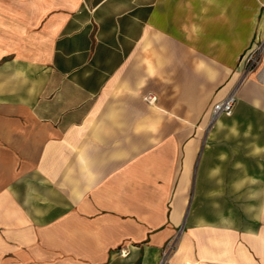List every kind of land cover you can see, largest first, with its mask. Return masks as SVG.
<instances>
[{"label":"crops","instance_id":"1","mask_svg":"<svg viewBox=\"0 0 264 264\" xmlns=\"http://www.w3.org/2000/svg\"><path fill=\"white\" fill-rule=\"evenodd\" d=\"M255 46L264 0H0V264H264Z\"/></svg>","mask_w":264,"mask_h":264},{"label":"built area","instance_id":"2","mask_svg":"<svg viewBox=\"0 0 264 264\" xmlns=\"http://www.w3.org/2000/svg\"><path fill=\"white\" fill-rule=\"evenodd\" d=\"M240 65L243 69V76H246L252 71H257L258 74L264 75V48L255 46L247 49L240 58ZM154 97H148V101L152 102ZM234 95L231 93L223 101L215 104L212 108L211 118L215 119L220 115H230L234 104ZM165 252L159 260V264L165 262Z\"/></svg>","mask_w":264,"mask_h":264},{"label":"rangeland","instance_id":"3","mask_svg":"<svg viewBox=\"0 0 264 264\" xmlns=\"http://www.w3.org/2000/svg\"><path fill=\"white\" fill-rule=\"evenodd\" d=\"M232 109H233V107H232ZM192 181H193V179H192ZM189 196L191 199L193 194L190 193ZM61 213H62V216H68L70 214V211L65 210V211H61ZM123 219H124V217H123ZM122 223H123V221H122ZM184 231H185V226L183 224L175 227L173 235L171 237H169L164 242L163 246L160 249L159 260L162 257V253H164V252L166 254L165 260L168 259L169 256L173 255V253L179 248L181 237H182ZM134 248L135 249H142L143 245L138 244ZM113 250H114V252L118 253L119 256L122 258L126 257L129 254L126 247L119 246Z\"/></svg>","mask_w":264,"mask_h":264}]
</instances>
